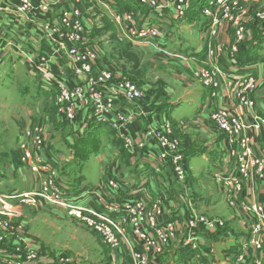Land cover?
<instances>
[{
    "label": "rangeland",
    "instance_id": "374dc122",
    "mask_svg": "<svg viewBox=\"0 0 264 264\" xmlns=\"http://www.w3.org/2000/svg\"><path fill=\"white\" fill-rule=\"evenodd\" d=\"M40 1L46 10L33 8L28 21L38 24L42 40L50 43L45 52L53 48L61 54L53 67H60L65 85L86 88L76 99L56 95L54 82L44 81L35 66L23 61L22 70L7 71L13 76L0 82V162H8L13 175V192L0 194V264H142L138 255L146 256L143 264H264V149L259 145L264 74L259 77L255 70L235 82L222 72L224 64L234 66L252 47L264 60V0ZM74 9L79 15L71 20L82 31L75 46L60 38L62 15ZM147 16L145 23L157 27L159 37L147 42L130 37L128 32H137ZM158 43L166 50H158ZM84 49L94 54L87 81L70 75ZM28 50L39 55L41 48ZM261 57L253 61L264 72ZM124 80L141 90V100L123 98L126 90L118 84ZM91 85L111 102L113 116L133 115L130 149L118 131L95 123L89 111L90 97L96 96ZM190 99L198 102L181 104L173 119L164 112ZM200 102V115L177 122L178 110L186 115ZM158 136L174 146L181 172L172 165V154L159 160ZM197 151L221 156L224 173L210 177L211 165L200 156L190 160ZM112 155L115 161H107ZM153 163L158 170L150 167ZM81 168L89 190L99 176L105 178L95 200L97 189L89 191V202L70 193V176ZM53 174L59 201L50 198L51 189L45 191ZM109 180L127 190L145 184L142 197L152 201L147 208L152 212L160 204V225L171 224L174 232L159 254L152 255L151 248L159 252L154 242L129 225L122 224L126 229L120 235L86 211L100 210L103 200L119 202ZM189 220L194 230L182 227Z\"/></svg>",
    "mask_w": 264,
    "mask_h": 264
},
{
    "label": "built area",
    "instance_id": "2783aa9c",
    "mask_svg": "<svg viewBox=\"0 0 264 264\" xmlns=\"http://www.w3.org/2000/svg\"><path fill=\"white\" fill-rule=\"evenodd\" d=\"M139 1L140 3H142V5L148 4V2H146L145 0ZM180 4H182V2ZM150 5L155 6V2H151ZM33 8H36L41 12L44 9L46 10V6L42 4L40 0H15L13 4L8 3L6 4V6L1 7L0 10L18 17L28 18L27 15ZM178 10H180V12L183 10L181 5L178 6ZM78 15L79 12L76 9L65 12L62 15L61 21H63L64 24L62 25L63 32L60 35L62 43L65 42L68 45L75 46L78 40L82 38L81 28L77 23H73L71 20L76 18ZM153 17H156V15ZM64 18H66V20ZM128 18L130 19V16H128ZM146 19H149V16L145 17L144 23L142 22L140 24V29L137 32H128L130 37L135 40L145 42L157 39L159 37V34H161L160 30L157 27L148 26L145 23ZM67 21H69L68 23L71 24V27L68 26ZM55 43H57V47L64 49L61 43H58L56 41ZM52 49L48 52L42 51L40 53H37L39 55L30 54L29 50L24 52L22 51L20 52V56L25 65L30 64L36 67L37 76L41 77L44 81L54 82L55 86H53L55 87L54 91L56 95H61L62 97L65 96L67 98L71 97L75 99L77 97H82V94L84 93L83 88L86 87L82 85L76 86L74 88L68 87L67 85H65V80L61 76L60 67H53V65H55L54 58L60 57L61 54H54L52 52ZM71 54H76V50L72 49ZM69 56L71 55L69 54ZM92 59H94V54L92 52L86 49L82 50L80 58L78 59V61H80V66H76L74 64L71 67V77L77 80L87 81L88 79L86 75L90 73V67L88 66V63ZM90 88L92 93L99 97V99L96 96L90 97L92 102H90L89 111L92 115V118L95 120V123L107 126L115 130L116 132L118 131V135L120 136V138L125 141V148L130 149L129 147L132 146L131 142L134 134L131 132L130 127L128 128V121H130L131 123V121L133 120V115H129L127 117L123 116L122 118L113 116V113H111V102L109 100L102 99V95L97 91L95 85H91ZM118 88L121 91L126 90V95L129 98L126 96H124L123 98L128 101H131L135 98L137 100H141L143 98V93L141 92V90L127 80L120 82L118 84ZM85 106L86 104L84 105V107ZM227 122L231 123L233 122V120L229 119L227 120ZM229 125L233 126L232 124H227V128ZM223 126L226 128V125L223 124ZM154 136H156V134H154ZM157 141L161 145V149L163 151L160 155L159 160L163 161L168 153L172 154V165L175 166L176 172H181V169L177 165L179 158L176 157L174 146L169 145L167 141H164V137L158 136ZM150 167L158 170L157 163H153V165H151ZM42 171L46 172L47 169L43 168ZM48 183L50 186L49 188L45 186V191L49 192L51 189L53 195L50 196V198L59 201V198L62 197V194L60 192L61 189L56 182L54 174L49 178ZM108 185L111 188L110 193L112 194L113 192V195L117 200H119V202H108L103 200L101 201V203L99 202L100 210L89 208V210L86 211L102 219L104 223L113 227L120 235H122V228H124L122 224H126L127 226L129 225L130 229L141 234V238L148 239V241L150 242H154V249L155 251L159 250V252H154L151 248L152 255L159 254L163 250L162 246L165 244L166 239L169 236H173L172 233L174 232L171 224L160 225V220L163 217V211L159 206L160 204H154L152 212L147 208L152 201H148L146 197H142V193L147 192V190L144 189L145 184L135 190H127V188L122 185L114 184L112 180H109ZM98 191L99 190L97 189V192H94L96 195L92 196V199H97ZM131 191H133L134 194H130ZM207 226L210 227L209 225ZM182 227H187L189 231H191L196 228V225L192 220H189L188 223L183 224ZM150 232H152L153 237L150 235ZM156 242H158V244H156ZM25 254L28 259H31L28 252H26ZM145 257L143 255L137 256L142 264L146 262ZM53 263L51 262L50 264Z\"/></svg>",
    "mask_w": 264,
    "mask_h": 264
},
{
    "label": "crops",
    "instance_id": "0c3cea01",
    "mask_svg": "<svg viewBox=\"0 0 264 264\" xmlns=\"http://www.w3.org/2000/svg\"><path fill=\"white\" fill-rule=\"evenodd\" d=\"M13 0H0V8L3 6H6V4L11 3ZM57 12L56 10H53V15H55ZM41 29V28H40ZM39 29V25L35 24L33 22H29L28 18H22L18 17L12 14H9L8 12L0 10V82H3L5 79V76L10 78L13 75H7V71L14 70L20 68L22 70V59L20 56V52L28 51L29 48H36L38 49L41 48V51H46L48 47H50V43L42 40L41 38V33ZM202 36V35H200ZM259 41H257L255 44L257 45ZM165 44L158 43L156 44V47L158 50L163 49ZM246 45V44H244ZM184 46L181 45V49ZM256 47V46H255ZM253 48V47H252ZM187 49V47L185 48ZM203 49V42L200 44V62H203L204 60V55H202L201 51ZM194 54H196L198 51L195 50ZM261 52V49L259 50ZM182 53V52H181ZM174 55V54H173ZM246 55V54H245ZM244 55V56H245ZM261 57V53L257 52L256 54V60L258 57ZM177 56V55H176ZM185 56L183 53L179 57H182L185 59ZM243 56V57H244ZM258 56V57H257ZM241 57V58H243ZM252 56L249 57V59H238L237 63L234 66H227L223 65L222 66V72L225 76H227L229 79L242 81L247 78L248 74L253 75V72L255 70L259 74V77H261L264 72L263 70L261 71L260 65L258 66V63L256 61H253ZM261 63H263V56L260 59ZM264 64V63H263ZM259 69V70H257ZM4 77V78H3ZM3 78V80H2ZM229 85H232L229 83ZM202 95L200 96V98ZM198 101L194 99H190L186 102L176 104V105H171L169 108H166L164 110L167 115H170V119H173L174 115L173 112L175 113V110L180 107L181 104H196ZM202 103L200 102L199 106L196 105L194 111L188 114H179V111H177V118H178V123L183 124L187 123L186 121L191 118L194 114L200 115V111L204 110V106L201 108L200 105ZM204 105V104H203ZM137 110V108H136ZM140 114L142 113V110H137ZM146 114H149V112H144L143 115L145 116ZM168 115V116H169ZM194 115V116H195ZM139 117V115H137ZM261 118L264 119V107L261 106ZM134 128V126H133ZM135 131V130H134ZM11 146H13V140L10 141ZM260 147L264 149V140H261L259 143ZM52 148V147H51ZM56 150V149H54ZM195 155H190V160L195 157V156H200L205 162H207L209 165L212 166L213 170L209 174L210 177L212 176H218L222 175L224 173V167H223V160L221 159V156H219L216 153H211V152H206L204 154H201L200 151H197ZM68 155V154H67ZM114 156V157H113ZM96 157V156H95ZM99 156H97V161ZM115 158H117L116 155H112L110 157H106L107 161L112 160L115 161ZM70 159V157H69ZM109 159V160H108ZM117 161V160H116ZM100 163L103 162V158L99 160ZM118 162V161H117ZM11 167L8 166V162L5 163L4 166H2V163L0 162V194H9L13 192V175L12 172L10 171ZM202 170L200 169V173ZM104 177L99 176L98 182L96 183L95 186H93V189H100V186H102ZM71 183L69 184V188L71 189L72 192L71 195L73 198H78L80 196L82 197H90L87 196L89 191L93 189L91 188L90 190L87 189V183H86V177L83 174V170L81 168V171L79 173H72L70 176ZM101 182V183H100ZM136 184L135 182H133ZM72 187V188H71ZM68 189V188H67ZM73 189V190H72ZM136 188H134L135 190ZM91 193V192H90ZM85 199L83 202H89V200Z\"/></svg>",
    "mask_w": 264,
    "mask_h": 264
},
{
    "label": "trees",
    "instance_id": "16d2710c",
    "mask_svg": "<svg viewBox=\"0 0 264 264\" xmlns=\"http://www.w3.org/2000/svg\"><path fill=\"white\" fill-rule=\"evenodd\" d=\"M127 4H129V3H127ZM244 46V45H243ZM242 56V55H241ZM241 56H239V58H240V60H242V59H246L247 58V60L249 59V57H251L252 56V60L255 58V60H256V53H254V50H253V48H251L247 53H246V55L243 57V58H241ZM99 127H102V128H106V129H110L109 127H107V126H104V125H98ZM96 128H98V127H96ZM93 132H95V131H93ZM93 132H91V133H93ZM189 254V253H188Z\"/></svg>",
    "mask_w": 264,
    "mask_h": 264
}]
</instances>
